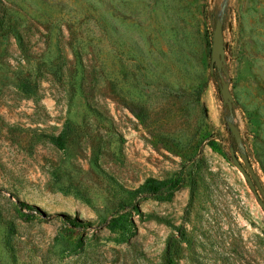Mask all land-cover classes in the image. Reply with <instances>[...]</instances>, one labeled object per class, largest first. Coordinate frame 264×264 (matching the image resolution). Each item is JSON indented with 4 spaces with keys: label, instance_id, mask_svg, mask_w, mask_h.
I'll return each mask as SVG.
<instances>
[{
    "label": "rangeland",
    "instance_id": "rangeland-1",
    "mask_svg": "<svg viewBox=\"0 0 264 264\" xmlns=\"http://www.w3.org/2000/svg\"><path fill=\"white\" fill-rule=\"evenodd\" d=\"M227 120L264 186V0H0V264H264ZM188 159L193 193L125 191Z\"/></svg>",
    "mask_w": 264,
    "mask_h": 264
},
{
    "label": "water",
    "instance_id": "water-1",
    "mask_svg": "<svg viewBox=\"0 0 264 264\" xmlns=\"http://www.w3.org/2000/svg\"><path fill=\"white\" fill-rule=\"evenodd\" d=\"M225 51H226V45L224 39V24H223V20L220 19L216 22V26L213 32V45L211 52V71L214 72L217 69L218 72L221 74V76H222V72H225L227 74V71L225 69V62H226ZM220 91L224 104H226L229 107L230 114H232L233 106H234V97L231 93L229 83L225 80L223 76L221 77ZM227 123L235 139V142L241 151V156L245 162L246 167L239 160L234 144L230 146V152L232 155L233 162L243 173L245 179L248 181L251 189L253 190L258 200V203L264 209V186L262 185L249 159L240 128L231 120H227Z\"/></svg>",
    "mask_w": 264,
    "mask_h": 264
},
{
    "label": "trees",
    "instance_id": "trees-1",
    "mask_svg": "<svg viewBox=\"0 0 264 264\" xmlns=\"http://www.w3.org/2000/svg\"><path fill=\"white\" fill-rule=\"evenodd\" d=\"M62 139V135L52 137V140L57 144V141ZM197 161L188 159L186 160L181 169L171 176L166 178L148 177L134 189H125L136 200L153 198L156 200H170L174 193L184 186L190 184V192L193 193L195 187L194 173L197 169ZM180 237H184L183 232L180 231ZM178 240L177 236H172L168 239L166 244V258L163 264H174L173 262V248Z\"/></svg>",
    "mask_w": 264,
    "mask_h": 264
}]
</instances>
